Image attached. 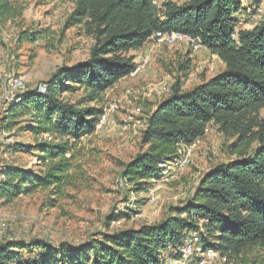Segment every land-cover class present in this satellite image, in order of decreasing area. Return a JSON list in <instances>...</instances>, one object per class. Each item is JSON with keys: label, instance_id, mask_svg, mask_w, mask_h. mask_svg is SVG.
<instances>
[{"label": "trees", "instance_id": "1", "mask_svg": "<svg viewBox=\"0 0 264 264\" xmlns=\"http://www.w3.org/2000/svg\"><path fill=\"white\" fill-rule=\"evenodd\" d=\"M264 0H73L67 26L91 40L86 60L62 64L43 81L45 90L27 89L2 114V130L20 123L30 141H15L10 153L33 156L30 165H1L0 200L43 192L50 207L76 187L81 178L82 138L91 135L105 105L104 94L136 66L132 51L156 32H181L201 40L223 69L185 88L177 78L171 93L143 105L146 126L141 150L124 164L123 177L136 191H148L179 145L201 139L209 124L228 141L230 159L210 167L191 196L159 221L145 223L74 245L49 240L0 243V264H163L191 233L225 259L264 264V14L249 29L237 27L238 16L257 13ZM0 0V17L17 15ZM48 38L47 28L19 33L18 42ZM191 51V50H190ZM188 64L180 71L187 72ZM121 215V214H120ZM118 215L117 218L120 216Z\"/></svg>", "mask_w": 264, "mask_h": 264}, {"label": "rangeland", "instance_id": "2", "mask_svg": "<svg viewBox=\"0 0 264 264\" xmlns=\"http://www.w3.org/2000/svg\"><path fill=\"white\" fill-rule=\"evenodd\" d=\"M7 1L18 13L11 18L0 17V168L12 161L30 165L33 160V156L13 155L8 150L15 141H30L22 131V123L9 132L2 130V114L11 102L4 95L8 79L19 76L25 80V90L36 88L58 66L86 60L91 45L89 38L79 36L75 27L67 26L73 0ZM156 2L159 4L161 0ZM248 2L242 0L249 11L253 8ZM259 6L261 12L239 15L237 27L252 28L264 14V1ZM33 26L47 28V40L18 42L19 33ZM131 54L135 55L136 63L144 58L148 62L138 74L120 80L104 94L105 104L115 102L118 110L108 124L82 138L81 155L77 159L81 165L78 172L81 178L77 179L76 187L68 188L66 195L53 207L45 203L43 192L21 196L6 204L0 200V243L39 238L54 244L78 245L99 238L100 233L159 221L171 207L180 205L191 196L192 189L210 167L230 159L225 148L228 141L217 127L209 124L204 136L192 144L188 164L181 169H164L153 183L155 186L148 190L151 193L136 191L121 181L124 164L142 148L141 129L139 131L135 126L133 130L138 133L133 134L131 124L127 130L123 127L130 117L145 119L146 112L140 105L152 106L159 101L152 93L154 85H172L180 78L184 87L189 88L223 69L217 56L205 49L193 53L184 43L167 46L148 41ZM183 63L188 64L187 72L180 71ZM21 93L23 91L13 93V96ZM123 117L125 121H121ZM132 193L137 197L134 205L129 201ZM148 195H152L150 202H147ZM116 208L121 215L110 224ZM261 257H264V251L253 250L247 254L248 260ZM174 264H195V260L182 262L175 258ZM212 264L245 263L239 259H224Z\"/></svg>", "mask_w": 264, "mask_h": 264}, {"label": "built area", "instance_id": "3", "mask_svg": "<svg viewBox=\"0 0 264 264\" xmlns=\"http://www.w3.org/2000/svg\"><path fill=\"white\" fill-rule=\"evenodd\" d=\"M242 1V0H241ZM262 7L258 6L256 8V12H261ZM148 41L155 43L156 45H167L172 46L176 43H184L189 50L193 53L198 52L201 49H205L202 45V42L199 38L193 37L191 35L181 33V32H156L153 34ZM206 50V49H205ZM148 62L147 58L142 59L139 63H136L134 70L131 72L130 75L138 74ZM171 84L169 83H161L154 85L152 89V93L160 100L171 93ZM26 87L25 80L19 76H12L8 79L6 87L4 89V95L6 99L10 101H19L20 98L17 95L13 96V93H20L24 91ZM45 85L43 83L39 84L36 88L40 91L45 90ZM13 96V97H12ZM16 96V97H15ZM118 105L115 102L106 103L103 107V110L98 118V122L96 124V129H101L104 125L108 124L112 119L113 115L117 112ZM137 116V115H135ZM130 121L123 127L124 130H127V126L129 127L130 124L132 128L133 134H137V130H133L135 126H138L139 131L140 129L143 130L146 126V119L130 117ZM140 133V132H139ZM192 145H179L177 148L176 156L173 160L168 161L166 163H160L159 167L161 171L164 169H181L184 168L192 155ZM1 178V176H0ZM155 183L156 178L152 179ZM121 181H125V178L122 177ZM155 186L153 184L152 188ZM150 188V189H152ZM149 189V191H150ZM148 193H151L149 192ZM137 200L135 193L129 195V201L131 204L134 205V202ZM152 200V195H148L147 202ZM121 212L118 208L114 210V218L110 220V224H114L117 221V216L120 215ZM1 229V225H0ZM173 255H178V257L173 256H166L164 259L163 264H174L175 258H178L182 262H190L195 260V264H212L214 261L217 260H224L225 258L222 257L218 251H216L212 247L204 246L199 242V235L197 233H191L189 236L184 240L183 244L179 248L171 249Z\"/></svg>", "mask_w": 264, "mask_h": 264}, {"label": "crops", "instance_id": "4", "mask_svg": "<svg viewBox=\"0 0 264 264\" xmlns=\"http://www.w3.org/2000/svg\"><path fill=\"white\" fill-rule=\"evenodd\" d=\"M162 1V0H161ZM132 52H135V51H132ZM135 54V53H134ZM219 60V59H218ZM220 61V60H219ZM220 63L222 64V62L220 61ZM223 65V64H222ZM141 106V109H143V111L145 112V108H144V106H142V105H140ZM143 107V108H142ZM155 107V103L153 104V106H152V109ZM145 117H146V115H145ZM125 121L126 119L123 117V118H121V121ZM127 186L129 187L130 186V184H128L127 183ZM194 189V188H193ZM193 189H192V192H193Z\"/></svg>", "mask_w": 264, "mask_h": 264}]
</instances>
